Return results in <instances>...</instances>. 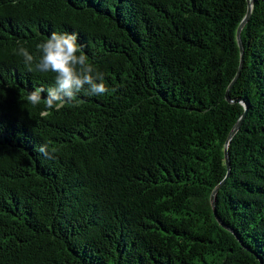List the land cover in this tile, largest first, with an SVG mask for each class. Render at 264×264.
I'll use <instances>...</instances> for the list:
<instances>
[{"label":"trees","instance_id":"16d2710c","mask_svg":"<svg viewBox=\"0 0 264 264\" xmlns=\"http://www.w3.org/2000/svg\"><path fill=\"white\" fill-rule=\"evenodd\" d=\"M248 8L0 0V264H264V0L238 75ZM54 31L78 34L107 93L28 102L55 74L18 49L38 59Z\"/></svg>","mask_w":264,"mask_h":264},{"label":"clouds","instance_id":"9594fccd","mask_svg":"<svg viewBox=\"0 0 264 264\" xmlns=\"http://www.w3.org/2000/svg\"><path fill=\"white\" fill-rule=\"evenodd\" d=\"M36 47L39 51L38 59L22 46L19 47L18 54L23 57L29 71L51 72L55 77L53 86L47 89L35 87L29 92L27 100L30 104L39 105L42 93L46 92V96H43L46 110H59L65 103L75 101L82 91L86 95H104L109 91L104 83L103 74L82 51L83 45L78 43L77 33L54 31L46 41L37 44ZM38 151L49 158H54L50 155L47 144L41 145Z\"/></svg>","mask_w":264,"mask_h":264},{"label":"water","instance_id":"95a60500","mask_svg":"<svg viewBox=\"0 0 264 264\" xmlns=\"http://www.w3.org/2000/svg\"><path fill=\"white\" fill-rule=\"evenodd\" d=\"M248 5H249V8H248V11H247V14L245 16V18L243 19V21L241 22L239 28H238V42H239V46H240V50H241V63H240V68H239V71H238V75L240 74L241 72V69H242V66H243V63H244V47H243V44H242V39H241V31H242V28L243 26L245 25L246 21L248 20L250 14H251V5H252V0H248ZM238 75L236 76V78L238 77ZM235 78V79H236ZM227 98L228 100L230 101H234L230 98L229 96V89L227 91ZM245 115V113H244ZM244 117V116H243ZM243 117L235 124L234 128L232 129L230 135H229V138H228V142H230L231 138L235 135V133L238 131L239 127L241 126V123H242V120H243ZM228 144H227V147H226V150H225V155H226V162L228 164V167L230 168L229 166V157H228ZM219 188V187H218ZM217 188V189H218ZM212 202H213V205L215 206V201H214V194L212 195ZM216 211V210H215ZM223 226L226 227L225 224H223Z\"/></svg>","mask_w":264,"mask_h":264}]
</instances>
